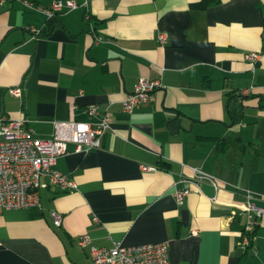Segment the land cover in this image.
Listing matches in <instances>:
<instances>
[{"label":"crops","instance_id":"0c3cea01","mask_svg":"<svg viewBox=\"0 0 264 264\" xmlns=\"http://www.w3.org/2000/svg\"><path fill=\"white\" fill-rule=\"evenodd\" d=\"M25 1L0 3V115L48 138L96 103L111 128L99 148L69 142L56 158L74 189L46 184L38 204L0 212V264H93L80 234L95 247L166 241L168 264H264V213L239 241L245 192L264 205V63L244 57L264 49V0H73L50 19L34 7L54 0ZM141 76L163 87L124 113ZM176 189H189L181 203Z\"/></svg>","mask_w":264,"mask_h":264},{"label":"built area","instance_id":"2783aa9c","mask_svg":"<svg viewBox=\"0 0 264 264\" xmlns=\"http://www.w3.org/2000/svg\"><path fill=\"white\" fill-rule=\"evenodd\" d=\"M4 0H0V3ZM22 2L31 7V3ZM73 0H54L48 7L35 6L44 13L46 19L55 17L63 8H76ZM33 37L40 35L41 28L26 26ZM157 40L161 45L166 43L167 32L159 31ZM245 59L251 63H264V49L247 51ZM133 90L129 91L121 101V110L130 113L141 103L153 99L154 90L161 89V78H136ZM13 95H21L19 86L12 87ZM81 93V91H79ZM73 107V106H72ZM83 112L90 120L54 121L53 131L48 138L34 135L24 118H9L0 115V212L9 208H26L39 203V189L42 186L55 185L61 191L75 188V182L56 167V158L67 153V143H72L75 152H87L99 148L105 130L111 128L106 110H100L96 103L83 106ZM93 119V120H91ZM143 170H155V166L141 165ZM200 176L211 181L216 187L214 178L201 172ZM42 180H45L43 182ZM189 189H176L175 199L181 203ZM243 215L244 225L240 235L243 246L249 244L258 218L264 213V205L254 200L250 191L245 192ZM52 223L60 225L61 214L51 210ZM95 219V218H94ZM77 244L88 249L93 264H168V244L161 242H144L123 245L115 242L110 247H95L87 234L77 235Z\"/></svg>","mask_w":264,"mask_h":264},{"label":"trees","instance_id":"16d2710c","mask_svg":"<svg viewBox=\"0 0 264 264\" xmlns=\"http://www.w3.org/2000/svg\"><path fill=\"white\" fill-rule=\"evenodd\" d=\"M202 1V4H206L207 2H208V0H201ZM43 30L41 29V31H40V35H43V33L44 32H42ZM233 98V97H232ZM232 100H234V98L232 99ZM232 100H229L228 99V101H229V107H230V109H229V114H231L232 116H233V111H234V107H233V105H234V103H233V101ZM232 107V108H231Z\"/></svg>","mask_w":264,"mask_h":264}]
</instances>
